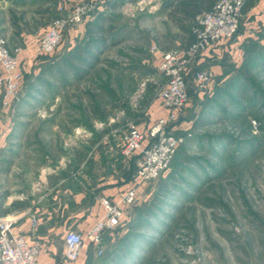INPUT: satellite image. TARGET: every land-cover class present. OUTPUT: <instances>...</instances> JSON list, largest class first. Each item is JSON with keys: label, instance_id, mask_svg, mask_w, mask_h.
Listing matches in <instances>:
<instances>
[{"label": "rangeland", "instance_id": "374dc122", "mask_svg": "<svg viewBox=\"0 0 264 264\" xmlns=\"http://www.w3.org/2000/svg\"><path fill=\"white\" fill-rule=\"evenodd\" d=\"M167 1L112 7L114 0H0V30L9 47L20 50L25 39L14 34L13 13L22 17L23 32L35 34L28 44H38L61 3L67 10L90 9L53 53L41 54L39 65L22 74L20 100L4 114L0 110V128H10L0 140V199L37 194L47 205L66 191L68 175L93 172L107 156L112 170L137 163L139 152L122 155V137L134 123L144 143L150 142V110L165 82L158 68L162 54L187 48L168 18ZM100 13L113 16L112 32L120 42L102 50L88 75L75 78L64 59L85 40L80 24ZM260 36L222 53L221 73L206 68L213 75L206 86L193 77L197 63L190 66L184 114L168 128L179 138L175 156L159 178L144 185L120 227L105 232L103 253H93L86 264H262L264 32ZM59 61L63 71L49 86H29L43 64ZM103 162L97 172L108 171ZM171 173L168 192L157 196ZM137 218L143 224L132 228ZM112 255L116 262L109 261Z\"/></svg>", "mask_w": 264, "mask_h": 264}, {"label": "built area", "instance_id": "2783aa9c", "mask_svg": "<svg viewBox=\"0 0 264 264\" xmlns=\"http://www.w3.org/2000/svg\"><path fill=\"white\" fill-rule=\"evenodd\" d=\"M248 0H217L210 11L197 16L196 39L184 52L165 51L158 66L165 82L160 88L159 99L167 114L157 118L149 127L150 142L144 145L145 134L131 123L123 135L121 153L125 157L139 152L137 176L141 182L159 178L170 165L178 148L179 138L168 132L185 111L188 99L187 74L190 66L197 63L200 55L221 40L233 38L240 29L242 10ZM90 11L84 6H74L67 10L64 3L58 6V13L51 25L43 32L39 41V52L53 53L63 40L65 32L81 23ZM20 49H11L8 38L0 30V106L1 111L11 109L20 100L22 73L19 70ZM201 87L212 81L209 69H196L193 75ZM139 185L130 188L118 199L102 197L105 213L87 234L69 229L64 235L65 256L69 263L76 262L86 243L90 242L99 255L103 253L104 234L107 230L119 227L126 207L132 206L139 196ZM38 225L36 216L32 226ZM43 250L40 241L31 242L24 234L13 231V221L0 217V264H36Z\"/></svg>", "mask_w": 264, "mask_h": 264}, {"label": "crops", "instance_id": "0c3cea01", "mask_svg": "<svg viewBox=\"0 0 264 264\" xmlns=\"http://www.w3.org/2000/svg\"><path fill=\"white\" fill-rule=\"evenodd\" d=\"M165 9L166 11H171L169 10L170 7L165 6ZM166 13L168 18L173 21L168 12ZM240 24V30L233 38L219 41L200 55L196 69L209 67L221 73L222 68L218 63V59H220L222 53L225 51L235 52L236 49L240 50L239 48L243 47L242 44L244 42L261 37L260 35L264 32V0H249L246 2ZM80 25H83L85 34L86 23ZM41 30L43 29L40 28L39 32ZM179 33L183 43L188 47L189 42L185 41L180 29ZM34 35L27 30L21 32V36L24 37L25 41H23L24 45H20L22 50L18 57L19 70L23 75L34 69V66L39 65L42 60L39 58L42 54L38 50L39 42L38 44L34 42L28 44V42H32ZM189 75L191 74L189 73ZM1 114H4V111H1ZM150 114L153 121L167 114V110L160 99L152 105ZM5 126L7 127L8 125L2 124L3 128H0V140L4 134L7 135L8 131H10V128H4ZM2 132L4 133L2 134ZM106 135L102 138L105 139ZM107 153L110 154V151L107 150ZM107 157V159H102L101 163L96 165V170L93 172L68 175L69 184L66 191L61 195L54 196L51 203L48 200L47 205L41 203L42 198L37 194L32 196H24L21 193L13 196L6 195L3 200H0L3 209L10 208L9 212L0 213V217H7L13 221V231L24 234L31 242L40 241L42 243L43 250L36 264H71L65 256L64 237L60 233L69 229H76L83 234H87L105 213V208L101 203L102 197L116 200L130 188L137 185H139L140 194L141 189L146 185L147 182H141L137 176L136 161L133 165L131 163L130 165L121 164L112 170L110 157ZM103 160L107 162L109 169L107 172H97V169L100 170L104 165ZM58 180L64 179L60 177ZM71 182L73 184H70ZM15 201H28L29 204L21 208L13 207L12 203ZM129 207L124 210L122 223L126 219L124 217ZM33 216L38 219L36 227L32 226ZM113 230L110 229L106 232ZM93 253L96 254L92 244L87 242L79 259L73 264L88 263V259Z\"/></svg>", "mask_w": 264, "mask_h": 264}, {"label": "trees", "instance_id": "16d2710c", "mask_svg": "<svg viewBox=\"0 0 264 264\" xmlns=\"http://www.w3.org/2000/svg\"><path fill=\"white\" fill-rule=\"evenodd\" d=\"M130 0H114L112 7L117 5H122ZM217 0H168L166 5L170 7L169 12L170 17L174 23L178 26L180 31L185 37V41L189 42V45L195 41L196 34L195 28L198 27L199 23L197 16L205 11H210L214 7ZM249 1V0H248ZM247 1V2H248ZM246 4V3H245ZM244 9V7H243ZM243 12V10H242ZM111 15H106L104 13L98 14L95 19L86 22L85 28V40L83 43H78L74 46L73 52L65 58L64 69L66 68L67 73L73 74L75 78L82 79L89 74L90 69L96 64L99 59V54L107 47L117 45L120 42V38L117 34H113V26H111L112 21ZM22 17L17 16L15 13L12 14L11 24L14 28V34L21 36V27L19 21ZM107 21L109 23L107 24ZM56 62H48L42 65L39 70V74L29 82L30 87L34 86H49L52 79L58 78L59 72L63 71L58 67ZM62 63V62H61ZM63 64V63H62ZM57 68V69H55ZM174 180L175 176L171 173V177L166 178L160 184L159 192L157 196L166 194L169 189H166L170 185V180ZM3 196L0 200H3ZM1 202V201H0ZM29 203L28 201H15L12 203L13 207H25ZM10 208L3 209L2 202L0 203V213L9 212ZM143 224L141 218H137L133 222L132 228L140 227ZM136 235V234H135ZM130 245L134 244L133 238L128 240ZM124 253V250H122ZM259 259L262 264H264V241L262 242L261 251L259 254ZM118 258L114 255L110 256L109 261L116 262ZM90 260H88L89 262Z\"/></svg>", "mask_w": 264, "mask_h": 264}]
</instances>
